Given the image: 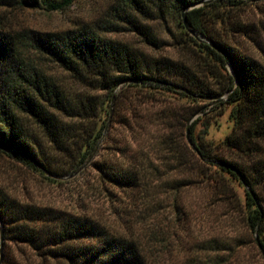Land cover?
I'll return each instance as SVG.
<instances>
[{"label":"trees","instance_id":"obj_1","mask_svg":"<svg viewBox=\"0 0 264 264\" xmlns=\"http://www.w3.org/2000/svg\"><path fill=\"white\" fill-rule=\"evenodd\" d=\"M4 1L62 12L75 0ZM201 1L111 0L100 18L59 32L12 30L0 16V160L51 185L91 170L109 201L121 195L151 205L189 188L210 190L264 259V20L245 19L251 8L264 11L250 0H208L186 11L187 30L181 13ZM220 94L225 100L203 98ZM227 110L230 130L215 143L208 128ZM173 209L183 213L177 202ZM0 228V264L20 263L10 244L42 264H151L137 238L21 199L1 183ZM239 243L203 240L197 249Z\"/></svg>","mask_w":264,"mask_h":264},{"label":"rangeland","instance_id":"obj_2","mask_svg":"<svg viewBox=\"0 0 264 264\" xmlns=\"http://www.w3.org/2000/svg\"><path fill=\"white\" fill-rule=\"evenodd\" d=\"M111 0H75L62 12H46L42 9H20L5 5L0 0V16L12 30L32 29L59 32L77 23H88L104 15ZM264 11V0L256 2ZM264 20V15L251 8L246 20ZM131 39L130 36H117ZM133 41V39H132ZM135 41V39H134ZM242 44L252 50L242 39ZM165 53L176 57L171 50ZM256 57H259L252 50ZM24 53H29L24 50ZM228 110L207 131V138L220 141L230 130ZM201 123L196 133H201ZM94 172L87 170L81 177L61 185H51L31 172L11 170L0 160V183L19 198L39 204L92 216L111 230L137 238L149 255L151 264H264V259L253 242V235L243 226L240 217L224 205L210 199L211 191L189 188L175 195H164L161 203L144 205L118 195L111 201L95 181ZM120 198V200H119ZM177 202L183 213L176 215L173 204ZM235 238L240 246L228 250H199L203 240L222 242L228 246ZM233 246V245H232ZM12 257L19 264H42L28 249L23 254L9 245ZM54 264V263H51Z\"/></svg>","mask_w":264,"mask_h":264},{"label":"water","instance_id":"obj_3","mask_svg":"<svg viewBox=\"0 0 264 264\" xmlns=\"http://www.w3.org/2000/svg\"><path fill=\"white\" fill-rule=\"evenodd\" d=\"M207 1H208V0H204V1H201V2H199V3H197V4H193V5L189 6L188 8H186V9H184V10L182 11V13H181V16H182V22H183V25L185 26V28H186L187 30H188V26H187V23H186V11L189 10V9L195 8V7H197V6H200V5L204 4V3L207 2ZM250 1L258 2V1H263V0H250ZM191 34H192V32H191ZM208 44H209L210 46L216 48V47L213 45L212 42L209 41ZM233 75H234V74H233ZM234 76H235V75H234ZM203 98L206 99V100L211 99V100H213V101H223V100H225V94H220V95L215 96V97H212V98H206V97H203ZM112 104H113V97H112L111 102H110V110H111V108H112ZM194 117H195V116H194ZM194 117L192 118V120L194 119ZM192 120H190V121L188 122L187 127H186V132H185V135H186V138H187L189 144H192L191 141H190V139H189V125H190V123H191ZM108 124H109V120H108V122H107V125H108ZM105 131H106V129H105ZM105 131H104V133H105ZM95 151H96V150H94V152L90 155V157H89V158L87 159V161L82 165V167H81L80 169H78L77 172H75L71 177L76 176V174H78L82 169L86 168V166L89 165V163L94 159ZM64 178H66V177H62L61 179H64ZM255 238H256V242H258V241H257V237H255ZM1 260H2V229L0 228V263H1Z\"/></svg>","mask_w":264,"mask_h":264}]
</instances>
